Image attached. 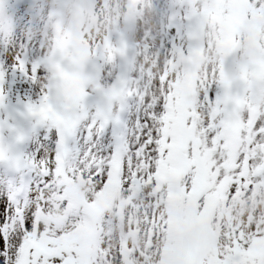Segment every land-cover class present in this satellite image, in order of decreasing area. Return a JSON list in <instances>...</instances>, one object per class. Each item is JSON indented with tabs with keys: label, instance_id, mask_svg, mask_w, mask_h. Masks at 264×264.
I'll use <instances>...</instances> for the list:
<instances>
[{
	"label": "bare ground",
	"instance_id": "1",
	"mask_svg": "<svg viewBox=\"0 0 264 264\" xmlns=\"http://www.w3.org/2000/svg\"><path fill=\"white\" fill-rule=\"evenodd\" d=\"M59 1L42 0L31 4L28 0L30 12L26 17L18 14L11 17L8 15V10H6V6L7 8L15 7L18 10V6L23 0H18V2L9 0V5H6V2L4 3L6 5L4 8L5 23L11 24L12 31L0 32V61L6 58L5 44H11L9 47L19 49V46L23 43L28 50L29 59H32L38 49L41 34L44 35L46 41L59 47L60 51L65 48L62 37L58 42H54L51 35L48 36L50 26L41 28V8H43V13L46 15V12L50 8L56 7ZM205 1L109 0L112 5L113 30L120 33L125 21L126 27L129 30H134V39L135 32L137 33V38L133 42L135 43V56H137L139 67L137 73H132L131 85L127 93L123 96L120 95V99L116 98L114 102H109L106 113L103 115L105 117L103 121L107 123L110 119L115 118L114 113H117L116 109L121 100L122 102L127 101V104L131 106L132 118L135 117L138 107L140 110L148 111L156 105L161 96L164 97L165 101L163 113L154 116L156 123L159 124L158 133L160 136L158 140L159 157L155 160V170L149 172L151 158H148V160L142 159L132 173V183L124 188L126 178L122 179V171L119 167H116L114 176L110 178L108 174L109 184L103 192L102 198L99 197L100 191L97 190L100 187L98 188V186L93 192L87 191L93 197L95 214H101V218H105V245L107 248L111 246L108 254L114 250L118 253L119 247L124 248L127 253L133 256V264H179L181 243L187 238L184 229L180 228V226H185L186 222V201L195 197L200 200V208L203 202L210 205L213 201V195L218 193L223 186H229L230 183L232 185L236 184L239 192L237 193L235 212L229 218L220 215L219 230L224 236L236 235L240 237L241 245H238V249L242 247L244 255H247L248 258L243 259V255L239 254V260L241 259L242 262L236 261L239 262L238 264H249L252 260L257 264L264 262V208L256 210L258 196L264 192V177L260 175L261 171L264 170V164L261 163V154L264 152V135L260 134L264 133V126L259 130L254 127L257 120L264 119V105L259 101L254 102L251 98H248L246 106H239V109L235 110L237 117L233 119V122L236 123L235 130H237L235 136L232 137L228 132L230 127L221 125V122L224 124V122L230 120L223 108V99L231 90L232 84L229 81L239 80L238 78L231 76L228 78V89L224 96V89L221 85L218 83L211 84L208 93H206L208 103L200 99V92L204 87L198 89L190 86L180 73L176 74V77L180 79L178 84H175L173 80L170 82L168 78L171 75L169 72L167 73L170 65L166 40L173 38L184 51L188 49L190 41L187 42L188 32L186 34L185 25L187 19L189 20V16L202 18V26L205 28L210 40L206 61L202 66L203 80L201 82L203 86H205L209 76L218 75L212 70L219 67L225 57L221 47V38L227 4L226 0H213L214 9L202 13ZM78 2L79 0H61V6H64L65 9L61 27L62 35L67 33L68 27L66 28L65 24L73 10L76 9ZM39 4L42 6L36 9ZM140 7L141 13L138 12ZM184 9L187 10V19L181 22L177 13L183 15L185 13ZM263 9L264 0H243L242 12L246 13L248 22L253 19L255 35L260 34V26L262 24L264 26ZM120 13H122L121 23L119 22ZM178 22L181 24H178ZM212 22L215 24V28L212 26ZM173 27H175V36L170 32ZM262 36L263 39H260V41L264 46V34ZM251 42V38L241 41L238 45L235 61L228 59L225 64L227 66L233 62L238 69L242 67L245 70L241 81L243 86L241 98L243 100L246 96L244 86L251 87L254 83L261 81L262 69H264V52L260 54L258 48V54L253 62L254 69L252 68V58L249 53ZM117 52L118 48L115 49L113 45L107 53L108 55L105 56L104 61L107 63V71L105 67L103 72H106L104 75L102 73L100 77L101 83L110 79ZM134 60L136 62V58ZM134 65L136 70V64L134 63ZM6 66L11 72V66ZM19 74L16 73L14 77ZM14 77L9 75L7 83L11 82ZM156 80H159V87L155 83ZM165 80L168 81L167 95L164 92ZM28 84L31 86L26 89L25 98L35 99L38 95L35 90L36 86L29 81ZM10 89L15 90V87L14 89L10 87ZM46 94L47 92H45L42 102H47ZM117 95L115 92L111 94L112 97ZM220 96L223 97L216 101L217 97ZM146 98H151V103H148ZM237 99L239 100L238 96ZM60 100L59 96L58 100L49 107L42 104L33 106V114L50 116L49 118L53 119L63 116L61 118L65 127L63 131L71 134L82 121L88 119L79 115L74 118L67 116L68 113H71L69 104L62 105L60 109H54ZM180 114L182 115L180 116ZM39 121H47V119L45 117L39 119ZM23 123L30 124L26 131L29 134L31 133L32 142L35 143L36 141L41 144L42 135L48 130L47 126L34 127V121L30 118H27ZM95 125L96 122L91 123L89 128ZM111 126L106 127L103 136L100 137V144L97 145V149L100 151H106L110 144L114 143L113 135L115 134L112 132ZM129 132H131L130 128ZM105 136L108 138L107 144L104 143ZM77 140H79V137H77ZM176 140L181 144L178 152L175 148ZM82 147L80 160L72 163L71 156L67 157L69 165L64 170H67L73 164L77 177L82 178V187L89 181L99 185L100 181L94 177L103 173L105 165L108 166L110 160H105L96 152L86 150V144H82ZM124 147L126 148L121 151L123 156L127 155L128 152L126 142H124ZM255 148L261 149V152L254 151ZM249 153H252L255 159L250 158ZM176 161L177 164L174 163ZM174 165H182L180 171L174 174L175 176L171 173V166ZM137 173H139V176H137ZM195 174L196 179L198 178L196 183L200 186V193L197 196H193L187 188L189 183L195 179ZM168 176H172L173 180L179 183V198L175 195L169 196L170 190L166 186ZM170 204L176 205L175 222L172 223H175L176 229L179 228V230H177V234L176 232L169 234L165 230L167 241L156 258L157 251L155 249L158 246L154 243L151 246L149 243L141 244V241L146 240L145 236H152L156 243L159 242L162 233L160 219L165 215L168 220L170 219L171 214L168 211V205ZM91 206L93 207V205ZM258 218L260 222L256 221ZM74 221L73 226L77 224V221ZM247 244L250 245L248 251L243 247ZM103 264L121 263L104 260ZM203 264H207L206 260L203 261Z\"/></svg>",
	"mask_w": 264,
	"mask_h": 264
},
{
	"label": "rangeland",
	"instance_id": "2",
	"mask_svg": "<svg viewBox=\"0 0 264 264\" xmlns=\"http://www.w3.org/2000/svg\"><path fill=\"white\" fill-rule=\"evenodd\" d=\"M16 1L18 2V0ZM5 2L6 5H9V0H4V3ZM212 5L213 4L210 2L208 3V0H206V8L208 7L212 9ZM41 6L42 5L39 4L36 9ZM52 9L57 16V20L54 25L49 27L48 36L50 37L51 35L53 39H58L60 36L59 33L62 34L61 27L64 19L61 0L58 5ZM6 10H8V15L11 17L16 16L18 12L15 7L7 8L6 6ZM111 10L112 5L109 0H79L77 8L73 10L65 24L66 28L67 25H69L68 31L63 37L65 48H63L62 51H55L52 49V54L49 56V67L51 73L48 78L49 83L46 86L48 88L46 94L47 102H42L41 104L47 105L51 100L60 96L61 100L58 105H72L70 108L72 114L68 113L67 116L74 118L79 115L85 119H89L91 117L92 123H95L96 119L103 120L105 118L103 114L107 109L109 100H111L106 95V90L109 85V89L113 90L114 84L116 83L115 79L117 77L115 68L119 62H117V52L113 70L111 68L112 73L110 79L101 83V74L103 73L104 75L107 71V63L104 61L105 56L108 55L107 53L114 45L115 49H119L120 58L122 54L121 43L127 41L131 44L132 41L137 38L136 32L134 39L133 34L125 33V35L122 36V34H118L119 31L113 30V15L111 14ZM183 11L185 12L183 15L176 12L178 19L181 22L187 19V10L184 9ZM29 12L30 10L28 8L26 16H28ZM138 12L141 13V7ZM262 14L264 16V9ZM121 19L122 13L119 14L120 23ZM241 21L242 23L243 21L248 22L246 14L241 15L240 22ZM249 23L250 25L247 30L248 37L252 39V45L256 44V47L250 49V54L253 59L257 55L256 48H258L260 54H263L264 52V46L260 41V39H263L262 34H264V26L262 24L260 26V34L255 35L253 19H251V22ZM178 24L181 23L178 22ZM194 24L195 22H192L191 26H189V30L191 32H193ZM212 26L214 27V25ZM174 29L175 27H173L170 32H172L175 36ZM244 30L245 28L240 31L239 37L240 35L242 38L244 37V34L242 33ZM116 37H119V39H115ZM202 42L203 56L201 65L197 70L198 74L194 83L197 84L196 88L198 89L204 87L201 82V80H203V70L201 69V66L206 61L207 50L210 46V40L207 37V33H204ZM166 49L169 52L170 69L167 73L169 72L171 75V77H168L170 82L173 80L175 70H179L185 75V78H190L192 82L194 74L187 73L185 70V67L189 66L190 54H188V52L184 54L180 45L173 38L166 40ZM174 51L176 52L174 53ZM105 67L106 71L103 72ZM138 67L139 64L137 63L136 56V70L134 73H137ZM66 71L69 73L66 74ZM244 72L245 70L241 68L240 74L244 75ZM261 80H264V69H262ZM23 83H28V81L21 74L14 77L11 82L6 83L4 87L7 98L3 104L0 105V142H3L6 146L12 145V154L19 155L21 157V164L19 167H16L9 161L0 160V195H9L11 193L21 205L29 197V186H34L32 190H36L35 186L40 183V177H38L36 172L28 165L27 161L35 158L39 148L41 147V144L36 141L33 143L32 138L30 137L31 133L29 134L24 127L22 128V126H25L23 122L26 118L24 115H21L24 111L23 101L26 99V89L18 87L17 85H21ZM30 86L31 85L29 84V87ZM10 87H13V89L15 87V90H11ZM92 92H95L102 101V103L96 107L95 110H92L86 104V100ZM248 98H250V94L246 92L245 100L241 104L246 106ZM119 104L120 107L118 108L117 113L125 107L124 102L123 104ZM224 104L226 107V100L224 101ZM42 117L45 116H39V119ZM62 117L63 116H59L58 119H46L57 127L58 124L61 126ZM77 121L79 120L77 119ZM62 128H64V125ZM49 131L50 130L48 129L42 135V138L46 137ZM61 131L63 132V130ZM18 134H23L24 136V139L20 142L16 141ZM110 146H112V144H110ZM73 148L77 149L73 152L74 156H72L73 163H75L80 160L83 147L80 145L79 140H77L73 144ZM125 148L126 147H124V149ZM112 150L114 151V147ZM121 151L122 145L120 151L113 156L110 168L113 165L115 166L120 164V160L122 159L120 157ZM74 170L75 167L73 164L67 170L56 169L54 183L43 193L45 198L44 204L42 210H38L37 212V222L43 225V231L37 233L34 228L33 232L28 235L22 250L21 264H53V258L56 257L60 258L61 264H103L104 260H110L114 263L116 262L121 264H123V260H125L126 264H131L130 258L134 261L133 256L130 253H127L124 248L122 249L119 247L118 253L114 250L113 252L111 251L112 253L110 252L111 255L108 254V250L111 246L107 248L105 245V218L101 219V215L96 216L98 229L93 239H89L84 236L83 230L85 216L83 217V215L85 211H91V205L94 206L93 197H91L90 193H87V191H95V188L98 185L89 181L84 187H82V178H78ZM168 184L169 183L167 181V186ZM104 185L97 190L100 191L99 197L101 196V198L105 190ZM234 185L235 191L232 190ZM234 185L230 183L229 186H223L222 190L213 196V201L210 206L207 202H203L204 206L200 210V218L198 219V229L200 232L197 238L198 251L194 264H203V261L205 260L207 264H238L239 262H242L241 259L239 260V254L243 255V259L248 258L247 255H244L242 247L238 249V245H241L240 237H237L236 235L224 236L220 232L218 226L220 215H225L229 218L235 212L237 193L239 192L237 185ZM193 186L194 183H189V188L191 190H193ZM190 207L187 212L186 224ZM261 208H264V192L258 196L256 201V210H260ZM73 220L77 221V224L74 226ZM256 221L260 222L259 218L256 219ZM170 226L171 225H169L168 230L174 231L176 227L173 228ZM161 229V238L158 243H156L152 236H145L146 240L141 241V244L149 243L151 246L154 243L158 246L155 249V251H157L156 258L167 241L165 240L166 236L164 223L162 224ZM2 246L3 241L0 240V247ZM249 246L250 245L247 244V247H243L248 251ZM184 251L185 243L182 246V255L180 259L183 258ZM29 257H31V259H29ZM249 264L257 263L252 260ZM262 264H264V262Z\"/></svg>",
	"mask_w": 264,
	"mask_h": 264
},
{
	"label": "snow or ice",
	"instance_id": "3",
	"mask_svg": "<svg viewBox=\"0 0 264 264\" xmlns=\"http://www.w3.org/2000/svg\"><path fill=\"white\" fill-rule=\"evenodd\" d=\"M259 6V4H257ZM30 4L28 0L18 6V15L25 16ZM4 0H0V31L10 30L12 26L10 23H5L4 19ZM42 23L41 28L51 26L56 23L57 16L55 15L52 8H50L46 15L43 13L41 8ZM190 21H195L196 31L189 33V38L195 37L197 40L201 24L203 23L202 18L197 16H189ZM54 34V32H53ZM115 39H119L116 37ZM11 44H5L4 48L7 51L6 58L0 61V105L6 100L5 84L7 83L8 76L13 77L16 73H20L27 81L31 82L32 85L36 86L35 90L38 93L35 99L29 97L23 101L24 111L21 115L26 118H30L34 121V127L45 125L50 130L46 137L42 138L41 147L35 158L27 161L28 165L36 172L37 176L40 177V183L35 186L36 190H32L34 186H29V197L21 205L14 197L13 194L0 195V240L3 241V246L0 247V264H21L22 250L25 245V241L30 233L35 228L37 233L43 231V225L37 222V212L42 210L44 204L43 193L53 185L55 180V173L58 164V157L61 156L62 150L65 157H70L73 152L77 149L73 148V144L79 137L80 145L86 144L87 149L101 155L105 160H110L116 155L121 145L126 142L128 147L127 155L123 156L122 159V179L126 178L124 188H127L131 183V176L136 167L140 164L141 160H148L151 158L149 165V172L155 170V160L159 157L158 140L160 138L158 133L159 124L156 123L154 116H159L164 111L165 101L164 97L161 96L157 101L156 105L148 111L140 110L138 107L135 117L131 116V106L125 102V107L119 113H114L116 119H110L105 123L102 119H96V125L89 128L92 123V118L82 121L77 129L71 133H63L58 127H56L50 121H39V117L33 114V106H39L42 103V98L45 92L48 91L46 87L49 83V66L48 59L51 54L52 48L51 43L45 40L43 34L40 36L38 49L34 53V57L29 59L28 50L22 43L19 49L9 47ZM196 42L190 44L187 51L191 52L196 47ZM176 51H174L175 53ZM231 55L224 57L219 67L214 68L212 71L217 73V76H209L205 82L204 88L200 92V99L205 100L208 103L209 86L213 83H218L224 89L226 94L228 89V78L231 72L236 68L234 65L233 69H226V61ZM232 58V57H231ZM123 58H118V61ZM6 65L11 66V72ZM117 73H124L127 71L126 68H122L118 62L115 68ZM157 87H159V80L155 81ZM168 81H164V92L165 95L168 93ZM27 89L28 83L17 85ZM232 88L238 89L235 85ZM245 91L250 94V98L255 102L259 101L264 105V80L254 83L251 87L244 86ZM223 96L217 97L218 101ZM131 99V98H129ZM148 103H151V98H146ZM102 103L101 98L92 92L86 100V104L95 110ZM131 121V122H130ZM115 125L117 129L116 140L114 151L112 146H109L106 151H100L97 149V145L100 144V137L103 136L106 127ZM264 126V119L257 120L255 129L259 130ZM129 128L131 132H129ZM264 135V133H260ZM24 139L23 134H18L16 141L20 142ZM108 138L104 137V143L107 144ZM47 149V151H45ZM254 151L261 152V149L255 148ZM13 146L5 145L0 142V160L9 161L16 167L21 164V157L19 155H13ZM249 157L255 159L252 153H249ZM261 163L264 164V152L261 154ZM255 167V165H253ZM109 166L104 167L102 174L95 176L94 178L100 181L99 187H103L104 183L108 180ZM95 171V169H93ZM261 177H264V170L260 173ZM139 176V173H137ZM147 178V177H146ZM155 183V181H153ZM235 191V185L233 186ZM30 205V206H29ZM168 220L165 215L161 223L163 224ZM167 227V224H164ZM247 247V245H245ZM31 251V250H30ZM31 259V257H29ZM53 264H61L60 258H53Z\"/></svg>",
	"mask_w": 264,
	"mask_h": 264
},
{
	"label": "clouds",
	"instance_id": "4",
	"mask_svg": "<svg viewBox=\"0 0 264 264\" xmlns=\"http://www.w3.org/2000/svg\"><path fill=\"white\" fill-rule=\"evenodd\" d=\"M235 85L236 87H240L241 86V81L239 80H233L232 81V86Z\"/></svg>",
	"mask_w": 264,
	"mask_h": 264
}]
</instances>
